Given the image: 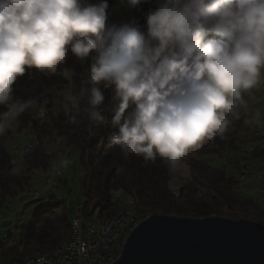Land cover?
I'll list each match as a JSON object with an SVG mask.
<instances>
[{
  "label": "clouds",
  "instance_id": "obj_1",
  "mask_svg": "<svg viewBox=\"0 0 264 264\" xmlns=\"http://www.w3.org/2000/svg\"><path fill=\"white\" fill-rule=\"evenodd\" d=\"M146 2L141 23L110 21L109 0H0V136L34 106L15 95L16 81L71 55L84 70L64 110L79 106L92 128L109 108L102 82L114 86L111 146L125 160L159 157L176 172L191 150L222 138L264 83V0Z\"/></svg>",
  "mask_w": 264,
  "mask_h": 264
},
{
  "label": "trees",
  "instance_id": "obj_2",
  "mask_svg": "<svg viewBox=\"0 0 264 264\" xmlns=\"http://www.w3.org/2000/svg\"><path fill=\"white\" fill-rule=\"evenodd\" d=\"M109 2L110 13L115 4H118L125 20L135 16L141 23L144 22L142 11H146L149 6L146 0H142L139 8H131L127 0ZM111 19L110 15V21ZM91 62L90 58L88 63ZM83 70L84 65L70 55L65 65L59 66L49 75L45 76L38 73V70L31 69V74L26 71L16 81V96L24 100L34 98V106H30L17 119L18 130L32 127L37 144L26 153L21 162L14 163L3 145V141L12 133L11 127L5 135L0 136L1 203L9 199L14 202L21 192L30 187L36 171H48L65 147H76L80 164L86 172L84 191L87 197L78 210L87 217H93L96 210L100 214L117 212L120 207L117 192L136 200L141 211L151 214L206 217L217 213L253 219L249 212L251 208L247 210V207H252L253 212H263L264 209L253 197L233 191L237 185V174L246 168V163L264 158L262 146H254L252 150L243 148L241 133L251 134V128H246V114L229 124L222 138L205 140L202 145L189 152L187 157L198 178L182 194L181 200L177 201L170 188V171L159 157L155 162L145 161L143 157L125 160L119 149L113 150L111 139L114 130H110V121L113 115L111 107L114 86L104 87L102 82L105 103L109 108L102 113L104 121L92 128L79 106L71 112L64 110L62 103L66 98L73 97L81 86L80 76ZM65 88L68 89V95L64 93ZM261 138L260 135L253 136L250 140L256 143ZM229 151H233L235 156L227 160L226 166L214 165L204 157L216 154L223 158ZM118 168L122 171L118 172ZM14 169H19V172L15 173ZM198 191L202 194L197 198ZM42 199L40 197L35 201ZM92 199L96 200V207L88 210ZM225 205L230 208L225 210ZM61 206L62 201L49 196L45 207L37 211L28 223L24 221L18 225L16 242L0 245L1 255L9 260L35 247L44 251L51 249L58 241L61 231L73 224L66 209ZM231 207L239 208L241 212L233 211ZM255 220L264 223L262 217Z\"/></svg>",
  "mask_w": 264,
  "mask_h": 264
},
{
  "label": "water",
  "instance_id": "obj_3",
  "mask_svg": "<svg viewBox=\"0 0 264 264\" xmlns=\"http://www.w3.org/2000/svg\"><path fill=\"white\" fill-rule=\"evenodd\" d=\"M105 264H264V223L151 214L132 228L118 257Z\"/></svg>",
  "mask_w": 264,
  "mask_h": 264
},
{
  "label": "rangeland",
  "instance_id": "obj_4",
  "mask_svg": "<svg viewBox=\"0 0 264 264\" xmlns=\"http://www.w3.org/2000/svg\"><path fill=\"white\" fill-rule=\"evenodd\" d=\"M94 1V0H93ZM112 22H121L124 19V16L121 14L118 4H115L112 12H111ZM64 93L68 95V89H64ZM247 107L242 108L239 111L238 116L230 117V124L234 123L238 120V117L241 114H246L250 121H254V119H260L264 123V83H262L258 88L253 89L251 93L247 94L245 97ZM44 110V106H42ZM252 124V123H251ZM11 135H9L4 141L3 145L7 149V151L11 154L14 163H19L22 161L23 157L26 155L27 151L25 147L30 145L31 148L37 144V139L35 136V132L32 127H27L26 129L19 131L17 120H15L11 125ZM252 131V130H251ZM245 134V133H241ZM250 134V133H249ZM263 138L261 139V145L264 146V129L262 131ZM256 147V145H255ZM224 155V154H223ZM235 156V155H234ZM200 157V156H199ZM208 161L217 166H226L228 165L229 158L225 155L222 157L216 154H207L204 156ZM264 159V158H262ZM262 159L254 161H260ZM64 161H68L67 165H64ZM253 163V164H254ZM48 171H36L32 177V182L30 187H28L24 192H21L16 199L13 201L16 204H21L23 207V218L27 223L32 219L33 215L45 207L49 196H55L58 200L62 201L61 207H64L71 219V223L74 224V217L80 214L78 208L82 206L84 202H86L87 197L84 191V183L86 181V172L84 168L80 164V156L76 147H65L63 151L57 156L56 160ZM54 167L58 169L64 170L65 173L63 175L55 178V183H52V174L54 172ZM245 169V168H244ZM243 169V170H244ZM243 170H240L237 174V177ZM255 170H249L250 173V181L248 182L250 187V182L254 178L252 175ZM257 173H262L264 170H260ZM236 177V179H237ZM198 178V175L195 173L192 164L190 163L188 157H185L182 161L179 170L176 172H170V188L173 196L175 193L180 194V198L182 194L188 189L189 185ZM237 183V182H236ZM260 191L259 194L263 196L260 198V201L264 203V178L260 183ZM236 185L233 189L235 192ZM29 191L39 192L41 194L42 200L35 201V199L29 198L27 201H23L24 195H27ZM239 193V192H237ZM244 193V192H242ZM197 198L201 196V191H198ZM215 194H213L214 196ZM116 197L120 199V207L127 201L132 198L127 197L126 195L117 192ZM175 197V196H174ZM179 198V200H181ZM176 199V198H175ZM178 200V201H179ZM11 200H6L1 203L0 200V245H10L9 240L6 237L11 229L14 227V217L16 214L14 211H10L8 206ZM90 206H88V210L94 206H96V200L92 199L90 201ZM119 207V208H120ZM230 207L225 205L224 209L228 210ZM251 208L252 210H249ZM264 209V207L262 206ZM234 209L233 211L241 212L239 208L231 207ZM236 209V210H235ZM250 213H252V217L254 221L257 218H264V210L253 212L252 207H247ZM99 210H96L92 219H95L97 215H99ZM220 215V214H213ZM230 218H235L229 215H220ZM240 218H248V217H240ZM239 219V218H235ZM250 219V218H249ZM263 223V222H262ZM7 259L3 257L0 253V264L5 263Z\"/></svg>",
  "mask_w": 264,
  "mask_h": 264
},
{
  "label": "built area",
  "instance_id": "obj_5",
  "mask_svg": "<svg viewBox=\"0 0 264 264\" xmlns=\"http://www.w3.org/2000/svg\"><path fill=\"white\" fill-rule=\"evenodd\" d=\"M25 148H31V146L28 145ZM58 173L61 176V173H65V171L59 169ZM40 197L39 192H33L23 201ZM8 209L14 211L16 217H14V227L6 234V237L9 242H15L18 225L24 222L23 207L21 204L9 205ZM135 213L127 212V219L124 221L92 219L84 214H78L74 217L76 238L67 242L65 250H60L56 257L33 261L32 264H105L113 262L120 254L129 232L142 221L135 220ZM21 264H24V260Z\"/></svg>",
  "mask_w": 264,
  "mask_h": 264
},
{
  "label": "bare ground",
  "instance_id": "obj_6",
  "mask_svg": "<svg viewBox=\"0 0 264 264\" xmlns=\"http://www.w3.org/2000/svg\"><path fill=\"white\" fill-rule=\"evenodd\" d=\"M263 126V121L260 119H255L253 121V129L250 136L248 134H244L241 137V141L243 144V148L245 150H252L254 148V144L251 142L250 138L253 136H259L261 134V129ZM31 148H25V150L28 152ZM226 156L229 159H232L234 156L233 151L227 152ZM261 169H264V160H260L257 164ZM54 172L51 176L52 183H55V178L60 176L58 173L59 169L57 167H54ZM249 169L250 165H247L246 168L239 174L237 177V185H236V192H245L249 189L248 181H249ZM62 175V173H61ZM32 191H29L27 195H24L23 199H27L30 195H32ZM174 194V193H173ZM176 200L178 201L180 198L179 193H175L174 195ZM9 205H15L14 202H10ZM19 205V204H18ZM136 212L135 213V220H144L146 217H148L151 214L145 213L139 209L138 202L136 200L130 199L129 201L125 202L117 212L115 213H103L99 214L95 217V219L99 220H113V221H124L127 219V212ZM252 210V209H250ZM76 238V230L75 225L71 224L67 227H65L61 234L59 235L58 241L52 246L51 249L44 251L40 248H32L28 252H25L22 255L13 257L6 261L3 264H21V262L24 260V264H32L33 261H40L41 259L46 258H53L56 257L59 254L60 250H65L67 242ZM16 242V240H15ZM12 242V243H15Z\"/></svg>",
  "mask_w": 264,
  "mask_h": 264
},
{
  "label": "crops",
  "instance_id": "obj_7",
  "mask_svg": "<svg viewBox=\"0 0 264 264\" xmlns=\"http://www.w3.org/2000/svg\"><path fill=\"white\" fill-rule=\"evenodd\" d=\"M244 114H241L239 117H238V119L239 118H241L242 116H243ZM255 120V119H254ZM252 123V124H251ZM246 128H249V130H250V128H251V130L253 129V122L252 121H250V119L248 118V120H247V122H246ZM263 129H264V123H263V126H262V129H261V134H260V136H262V138H263V134H262V131H263ZM251 133H252V131H251ZM245 134H247V133H245ZM242 135H244V134H242ZM261 138V139H262ZM261 139H259V141L258 142H256V143H253L254 144V146L256 145V146H262L261 145ZM262 147H264V146H262ZM262 160H264V159H262ZM258 162L259 161H257V162H255L254 163V161H252V162H247L246 163V166L247 165H250V169L249 170H255L254 172H253V176H254V178L251 180V182H250V187H249V189L247 190V191H245L244 192V195L245 196H247V197H253L254 199H255V201H257V202H259V204L261 205V206H263L264 207V203H263V201H260L259 199L260 198H263V196H261L260 194H259V189H260V183H261V181H262V179L264 178V172H262V173H257L256 171H260L261 170V168L257 165L258 164ZM254 163V164H253ZM262 170H264V169H262ZM250 174V173H249ZM249 181H250V179H249ZM248 181V182H249ZM248 186H249V184H248ZM15 205H18V204H16V203H14ZM8 261V260H7ZM3 264V263H2Z\"/></svg>",
  "mask_w": 264,
  "mask_h": 264
}]
</instances>
